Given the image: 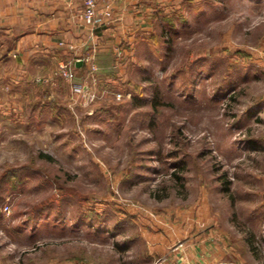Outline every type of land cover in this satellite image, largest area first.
Wrapping results in <instances>:
<instances>
[{"label": "rangeland", "instance_id": "1", "mask_svg": "<svg viewBox=\"0 0 264 264\" xmlns=\"http://www.w3.org/2000/svg\"><path fill=\"white\" fill-rule=\"evenodd\" d=\"M173 6L111 78L0 125V264H159L190 229L264 264V0Z\"/></svg>", "mask_w": 264, "mask_h": 264}, {"label": "crops", "instance_id": "2", "mask_svg": "<svg viewBox=\"0 0 264 264\" xmlns=\"http://www.w3.org/2000/svg\"><path fill=\"white\" fill-rule=\"evenodd\" d=\"M184 1L99 0L98 8L110 7L113 20L91 32L82 21L81 0H0V125L42 108L37 94L52 82L37 80H50L60 61H75L73 84L90 78L88 63L78 61L85 57L93 59L98 77L111 78L115 63L127 66L158 11L174 5L172 13H179ZM212 236L199 229L179 230L174 238L159 234L149 253L161 256L159 264H240L227 254V242L217 245Z\"/></svg>", "mask_w": 264, "mask_h": 264}, {"label": "built area", "instance_id": "3", "mask_svg": "<svg viewBox=\"0 0 264 264\" xmlns=\"http://www.w3.org/2000/svg\"><path fill=\"white\" fill-rule=\"evenodd\" d=\"M99 0H81L82 2V21L84 25L92 32L96 28L104 26L105 24L111 22L113 20L112 11L110 7L104 8V10H100L98 8ZM88 63L89 71L88 76L92 77L94 73L97 71V67L94 64V61L90 57H85L81 60ZM74 66L75 61H60L57 64L56 71L54 72L53 77L48 80H37V82H52L57 78H61L65 81L71 82L74 76ZM88 90L86 84H73L71 86V91L74 95L78 96L79 94L83 95ZM119 98L120 95H117ZM4 211L8 210V207L5 206L3 208Z\"/></svg>", "mask_w": 264, "mask_h": 264}, {"label": "trees", "instance_id": "4", "mask_svg": "<svg viewBox=\"0 0 264 264\" xmlns=\"http://www.w3.org/2000/svg\"><path fill=\"white\" fill-rule=\"evenodd\" d=\"M41 157H43L44 159H48V160H49V158H48V157H45V156H42V155H41ZM49 161H50V160H49Z\"/></svg>", "mask_w": 264, "mask_h": 264}]
</instances>
